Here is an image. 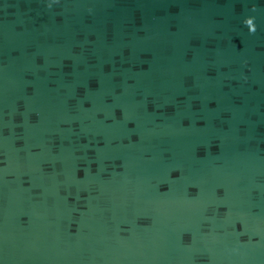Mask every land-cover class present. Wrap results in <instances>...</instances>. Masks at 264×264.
I'll list each match as a JSON object with an SVG mask.
<instances>
[{
	"label": "water",
	"instance_id": "1",
	"mask_svg": "<svg viewBox=\"0 0 264 264\" xmlns=\"http://www.w3.org/2000/svg\"><path fill=\"white\" fill-rule=\"evenodd\" d=\"M49 2L0 0V264H264V0Z\"/></svg>",
	"mask_w": 264,
	"mask_h": 264
},
{
	"label": "clouds",
	"instance_id": "2",
	"mask_svg": "<svg viewBox=\"0 0 264 264\" xmlns=\"http://www.w3.org/2000/svg\"><path fill=\"white\" fill-rule=\"evenodd\" d=\"M56 3L59 4L60 0H51V2L48 3V8L52 7V4ZM253 11H255V7H253L252 9ZM245 25L248 27L250 34H255L257 31V27H256V23H255V17H251L245 20Z\"/></svg>",
	"mask_w": 264,
	"mask_h": 264
}]
</instances>
